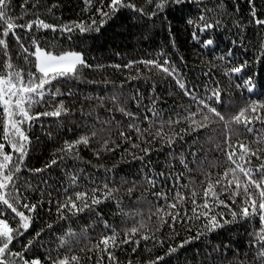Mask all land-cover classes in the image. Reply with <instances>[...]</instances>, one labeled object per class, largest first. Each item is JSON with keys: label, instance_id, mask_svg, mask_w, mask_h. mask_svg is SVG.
I'll use <instances>...</instances> for the list:
<instances>
[{"label": "snow or ice", "instance_id": "snow-or-ice-1", "mask_svg": "<svg viewBox=\"0 0 264 264\" xmlns=\"http://www.w3.org/2000/svg\"><path fill=\"white\" fill-rule=\"evenodd\" d=\"M0 264H264V0H0Z\"/></svg>", "mask_w": 264, "mask_h": 264}, {"label": "trees", "instance_id": "trees-1", "mask_svg": "<svg viewBox=\"0 0 264 264\" xmlns=\"http://www.w3.org/2000/svg\"><path fill=\"white\" fill-rule=\"evenodd\" d=\"M64 2V10L66 13L71 12V0H63ZM241 5L243 6L244 4V0H240ZM66 19H71V18H75L74 16H66ZM20 22V21H18ZM48 35H51V33H48ZM147 37H145L144 39H141L140 36H132V37H128V36H115L113 37H109L107 40H101L100 43L102 45V47L96 48L94 51L91 52L90 55V62H95V63H102V64H111L113 62L115 63H121L122 61V57L121 56H116L115 54L117 52H120L122 54H130L128 55V59H136L138 58L139 55H144L147 57V54L155 51L158 48V44L154 41H147ZM159 41H163V37H159L158 38ZM185 43V37L182 35L180 37V39L178 40V48H177V52H183L185 51L183 45ZM189 43H191V41H189ZM193 48L196 51H199L198 48H196L195 45H193ZM95 57H100L99 60H95ZM204 59H211V56L208 54V52L205 50L203 52V54L201 56H196L194 54L193 51H189L188 55L186 56V61H187V67L185 68V71H187L188 68H190L193 72H199L201 71L200 68V62L201 60ZM124 63H126L127 61L124 60ZM193 65L195 67H193ZM141 70L144 71L143 66L141 65ZM128 71V70H116L112 67H108L106 69L100 70L98 72H92L89 69H85L84 70V74L85 76H87L89 79H100V78H104L107 77L110 80H115V81H119V80H123L125 79L124 76V72ZM133 75H135V72L133 70ZM134 83V82H129ZM145 89L142 88V91H144ZM157 91L161 92V93H166L168 91V88L164 86V84L161 82L160 84H158L157 87ZM172 104V99H168L167 100V105H171ZM78 106V105H77ZM85 108H87V105H84ZM38 110L43 111L44 109L42 107L38 106ZM41 130L39 128L36 129V133L37 135H40ZM249 140L252 139L251 136L248 137ZM40 147L43 149V155H41L40 151H37L36 156L33 159V164L36 163V157L39 158L40 161H43L44 156L48 154V152H50L51 150V145L50 144H45L43 137H41V145ZM82 155L85 157V159H93L94 158L91 156L90 152L85 150ZM119 155V153L117 154V156ZM214 155H218V154H214ZM116 158L113 157L112 160H105V161H96L94 160V163H105V164H110L112 162H114ZM222 170V169H220ZM125 199H127V197H125ZM113 211H116L115 208L112 209ZM153 222H154V218H153ZM43 225L41 224H37V227H42ZM259 225L257 224V227ZM233 239L234 240H240L241 243H246L247 242V238L244 236V229L241 228L240 232H239V236L236 235L235 231H233ZM241 237H244L243 240H241ZM215 240V238H213ZM219 242V241H216ZM194 247H200L199 242L194 244ZM127 252L131 254V258L135 259H140V260H147L149 259V257L147 256V254L144 255H140L137 256V254L135 253H131V248L128 247L127 248ZM121 259V261H127V259H129V255H125V254H121V253H117ZM159 254V253H157Z\"/></svg>", "mask_w": 264, "mask_h": 264}]
</instances>
